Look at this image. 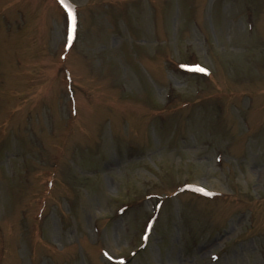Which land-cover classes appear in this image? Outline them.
Segmentation results:
<instances>
[{
    "label": "rangeland",
    "instance_id": "rangeland-1",
    "mask_svg": "<svg viewBox=\"0 0 264 264\" xmlns=\"http://www.w3.org/2000/svg\"><path fill=\"white\" fill-rule=\"evenodd\" d=\"M65 5L0 0V264H264V0Z\"/></svg>",
    "mask_w": 264,
    "mask_h": 264
},
{
    "label": "snow or ice",
    "instance_id": "snow-or-ice-1",
    "mask_svg": "<svg viewBox=\"0 0 264 264\" xmlns=\"http://www.w3.org/2000/svg\"><path fill=\"white\" fill-rule=\"evenodd\" d=\"M60 3L62 5H65V0H60ZM66 6V5H65ZM68 12H69V17L70 19L72 20V28H71V31H70V34H69V39L71 40L72 37H73V34H74V31H75V14L74 12L72 11V9H68ZM197 71H200V72H204L205 70L202 69V68H197L196 69Z\"/></svg>",
    "mask_w": 264,
    "mask_h": 264
}]
</instances>
